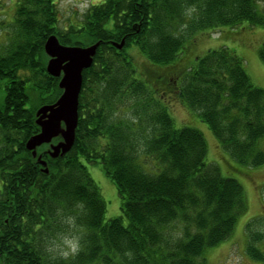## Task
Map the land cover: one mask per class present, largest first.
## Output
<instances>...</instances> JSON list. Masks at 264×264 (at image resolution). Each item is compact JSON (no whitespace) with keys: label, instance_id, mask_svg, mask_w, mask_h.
<instances>
[{"label":"trees","instance_id":"1","mask_svg":"<svg viewBox=\"0 0 264 264\" xmlns=\"http://www.w3.org/2000/svg\"><path fill=\"white\" fill-rule=\"evenodd\" d=\"M12 3V19L0 21V261L208 264L248 200L237 179L208 162L204 134L177 126L171 104L181 100L196 112L236 163L264 165V88L245 60L227 46L196 61L183 56L187 40L200 33L264 26V0H103L64 24L58 0ZM52 35L68 46H100L83 72L72 149L52 158L49 145L38 148L47 173L26 144L40 131L37 109L62 94L60 78L46 70ZM122 40L119 49L114 43ZM135 46L150 73L136 67L129 52ZM259 57L264 63V43ZM172 91L179 98L168 101ZM91 164L115 184L120 215L106 219ZM256 223L246 225V252L264 262ZM64 236L81 244L67 262L47 251Z\"/></svg>","mask_w":264,"mask_h":264},{"label":"rangeland","instance_id":"2","mask_svg":"<svg viewBox=\"0 0 264 264\" xmlns=\"http://www.w3.org/2000/svg\"><path fill=\"white\" fill-rule=\"evenodd\" d=\"M103 0H58V7L61 13V24L68 22L70 18L75 19L77 14L83 13L90 6L101 3ZM13 0H0V21L9 22L12 19ZM1 31V30H0ZM1 35V34H0ZM3 39L0 36V42ZM264 43V26L252 28H236L233 30H219L213 33L196 35L189 43L186 42V50L184 57L187 60L196 58L207 53L209 49L227 46L234 50L240 57L245 60L246 70L255 85L264 88V63L259 57V51ZM188 46V49H187ZM133 61L143 73L151 72V65L138 48L129 49ZM180 60V59H179ZM197 58L195 59V61ZM195 61H192L193 63ZM180 62V61H178ZM182 66H178L179 70ZM156 70V71H155ZM163 71L161 68H155L153 72ZM179 77L178 84L184 75ZM155 84V82H151ZM3 87H0V95ZM166 99L178 97L177 91L169 92ZM1 97V96H0ZM179 98V97H178ZM181 101V100H180ZM176 100L171 113L174 116L177 126L193 127L200 130L208 143V162L217 164L221 172L226 177L237 179L244 187L248 200V210L242 214L237 222L233 235L211 249L208 253V264H264L250 258L246 252L248 230L247 224L257 219L256 226H252L253 230L257 229L264 233V165L257 168H246L236 163L230 156L219 147L218 141L208 128L207 124L202 122L197 113L186 108L182 102ZM264 146V142H263ZM89 171L95 182L101 189L107 204L106 219L116 217L121 214V199L115 184L105 175L100 166L91 164L88 166ZM255 224V223H254ZM264 244V240H263ZM264 249L262 244L259 245ZM0 264H3L0 261Z\"/></svg>","mask_w":264,"mask_h":264},{"label":"water","instance_id":"3","mask_svg":"<svg viewBox=\"0 0 264 264\" xmlns=\"http://www.w3.org/2000/svg\"><path fill=\"white\" fill-rule=\"evenodd\" d=\"M114 44L122 49L125 40ZM99 46L100 42L86 47L64 45L56 35L50 36L45 43L44 49L49 57L46 70L49 75L60 78L62 94L53 104L37 109L36 124L40 131L28 140L26 148L32 152L33 157H38L47 173V163L38 155V148L49 145L48 152L52 158L63 156L72 149L79 122L83 72L92 66ZM58 138L60 140L54 143Z\"/></svg>","mask_w":264,"mask_h":264},{"label":"clouds","instance_id":"4","mask_svg":"<svg viewBox=\"0 0 264 264\" xmlns=\"http://www.w3.org/2000/svg\"><path fill=\"white\" fill-rule=\"evenodd\" d=\"M80 250V239L76 236H64L59 242H52L47 248L53 259L62 258L66 262L75 257Z\"/></svg>","mask_w":264,"mask_h":264}]
</instances>
